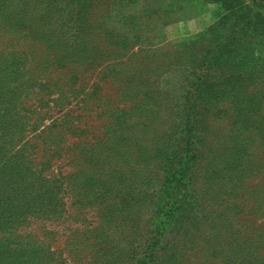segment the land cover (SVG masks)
Here are the masks:
<instances>
[{
    "label": "rangeland",
    "instance_id": "rangeland-1",
    "mask_svg": "<svg viewBox=\"0 0 264 264\" xmlns=\"http://www.w3.org/2000/svg\"><path fill=\"white\" fill-rule=\"evenodd\" d=\"M244 1L250 8L246 15L258 24L259 33L264 35V9H258L257 6L259 3L264 4V0ZM148 2L150 3L149 0H138L137 3L128 4L127 7L122 6L126 14H135L134 16L138 18V23L135 22V24L144 31L142 39L145 43L142 46L141 58L147 57L149 65L155 68L152 82L157 81L154 88L159 91L157 108L160 117L151 124H140L138 127L129 128L126 121H129L130 116L123 115L125 123L122 124V132L127 133L133 130L138 133L134 139L145 148L159 175L164 173L166 159L170 157L172 160L179 153L177 145L180 139L178 141L175 139L184 136L185 133L181 130L187 126L196 130L193 132H197V136L203 139V143L199 144L189 135L186 139V147L193 153L202 148L205 154L204 162L195 167L197 173L192 184L193 195L184 201L182 194L183 200L180 197L178 201L176 200L177 205L182 204L180 208L183 209L178 225L173 229L172 235L176 240L167 252V261H171L172 264L181 262L183 264H233L238 258L236 255L238 244L231 245V243L239 239L240 233L248 234L249 237L245 239L252 238L255 234L259 238L263 235L262 238H264V176H258V174H264V151L260 140L255 142V139H251V142L256 144L251 145L250 149L248 146L243 149L247 152L250 150L249 161L253 163L244 169V173L240 176V180L243 179L240 185L237 183L238 179L225 172L224 166V159L229 153V148L236 138L240 140L237 134L250 128V125L249 127L246 125L248 116H245L239 108L243 104L246 112L251 111L254 108L249 104L251 98L258 92H264V40L260 35L251 32L243 35L238 26L231 31L235 25L234 22L231 27L229 25L226 29L219 28L214 31L213 28L222 19L224 11L220 3L212 0H159L161 7L169 16L167 23L159 22L158 25L148 27L144 22ZM68 14L69 9L64 16L72 22L75 17ZM12 37H15L14 34L0 30V91L8 98L14 93L20 94L18 106L23 110H18L16 120H12L11 117L6 116L5 106L0 102V128H2V134H6L2 140L0 138V144L9 148L8 143L14 126L26 124V132L30 134L31 123L37 117H41L44 123L40 130L46 129L45 134L42 138L32 139V143L38 144V148L30 152V160L34 166L38 165L39 170H43L46 177L61 174L67 178L74 173V167L70 164L72 159L70 151L68 152L69 148L84 141L95 143L103 137L106 128L107 132L111 134L114 132L115 124H112L105 115H100L99 106L103 105L104 101L100 104L99 98L107 96L108 99L118 101L116 99L120 97L117 86L112 85L110 81L101 82L99 87L96 86L94 89L96 93L92 99L85 102L88 106L83 107L81 111L72 103L56 100V95L48 96L45 92L39 93L38 82L43 83L41 80L50 78L49 74H46L47 66H36L30 58V63L25 60L22 51H28L29 48L23 47L22 42L15 45L11 41L8 44V40ZM16 60L20 61L18 67L23 70L19 75V81L14 85L6 66H12ZM199 66L202 67L199 68ZM29 68L31 74H27ZM194 72L196 73L193 74ZM96 76L97 73L88 80L89 87L85 92L92 91V84L98 81ZM197 79L209 80L214 87L216 85V89L221 87L217 89L219 93L216 92L217 95H214L212 92L203 91L200 103L190 118L177 119L170 111L164 109L167 108L165 97L170 101L179 98V92H181L179 88L188 81H191L190 84L194 86L206 84ZM215 96H217L216 99ZM174 103L183 108L182 101L179 103L174 101ZM124 107L128 108L129 105L119 103V109ZM253 110L258 114L261 112L257 108ZM78 113L83 117L78 118ZM64 115H67L65 119L71 122V126L76 128H82L85 124L92 126L85 139L81 140V137L73 136L67 131L65 125L59 123ZM167 115L175 117L172 121L176 120L175 129L179 130L170 139L164 137L169 122ZM139 116L142 114L139 113ZM3 120L5 122L1 124ZM262 121L263 118L260 117L258 122ZM118 122L120 120L116 121ZM255 128L258 132L253 133V136L261 137L259 131L263 129V125L258 123ZM63 133L67 135L63 136ZM27 136V139L32 137ZM52 136L56 138L57 145H54L59 152L55 157L44 153L53 142L48 140ZM140 136H145V139L141 140ZM19 138L20 136L16 140ZM46 140L48 142L44 144ZM120 155L116 157L114 166L122 168L123 172L131 166L133 177L142 176L141 170L145 167L142 162L139 164L136 161V168L131 163L135 161L134 158L128 160L124 158V154ZM42 162L47 163L48 167L44 168L41 165ZM123 179L124 175L119 182L122 186L120 190L124 193V196L120 195L119 204L121 202L123 205L120 204L119 208H106V213L114 211L112 224H107L113 233L110 246L118 248L127 243L129 230L132 225L138 223V213H140L139 204L136 202V196L140 197V195L133 190L134 186L130 185L131 189L127 188ZM108 182L111 181L108 180ZM258 182V187L254 186ZM115 188L119 190L118 186ZM164 196L165 194L160 192L146 196L143 201L144 212L147 214L146 220L152 216L151 211L155 208V203H159L162 198L164 200ZM65 199L67 208L63 216L60 214L62 218L57 215L53 220L32 219L23 227L14 226L8 222L0 224V264L84 263L79 258L83 254L79 255L76 250H78V244L80 248H83L84 244L89 246L92 243V236H84L83 239L82 235L85 231L90 232L93 227H97L92 223L98 221L96 216L101 212H97L95 208H77L72 204L74 200L72 195L65 194ZM171 202V200L167 201L168 204ZM237 208L242 209L241 215L236 214L239 211ZM234 220L242 221L244 230L240 226L236 227ZM103 223H107L106 218ZM180 227L183 228L181 237L178 233ZM86 237L89 240H85ZM168 238H171V234ZM197 251L198 255L195 254ZM91 252L85 253V257L91 256Z\"/></svg>",
    "mask_w": 264,
    "mask_h": 264
},
{
    "label": "trees",
    "instance_id": "trees-1",
    "mask_svg": "<svg viewBox=\"0 0 264 264\" xmlns=\"http://www.w3.org/2000/svg\"><path fill=\"white\" fill-rule=\"evenodd\" d=\"M149 1L144 16L145 24L148 27L158 25L159 22L166 24L169 16L166 15L159 0ZM212 1L220 3L224 11L222 19L213 28L214 31L219 28L226 29L229 25L231 27L234 22L231 31L238 26L243 35L251 32L260 35L264 40V35L259 33L258 24L246 15L250 8L244 0ZM133 2L137 3L138 0H0V30L15 36L7 43L10 44L12 41L16 45L22 42L23 47L29 48L28 51H22L25 60L29 62L30 58L36 66H47L45 70L50 78L41 80L43 83L38 82L39 93L56 95V100L72 103L81 111L83 107L88 106L85 102L92 99L96 93L94 89L96 86L99 87L101 82L110 81L118 89L120 97L116 99L118 101L108 99L107 96L99 98L100 104L104 101V104L99 106L100 115H105L112 124H115L114 132L111 134L106 128L103 137L95 143L84 141L69 148L68 152L70 151L72 159L70 164L74 167V173L67 178L61 174L46 177L43 170H39L38 165L34 166L30 160V152L38 148V144L32 143V139L42 138L45 134L46 129L40 130L44 123L41 117H37L31 123L30 134L26 132V124L14 126L8 143L9 148L0 144V224L8 222L23 227L32 219L53 220L57 215L62 218L67 208L65 194L73 196L72 204L77 208H95L97 212H101L96 216L98 221L92 223L97 227H93L90 232L85 231L82 235L83 239L84 236H92V243L89 246L84 244L83 248L78 244L76 253L83 254L79 256L84 262L81 264H172L171 261H167V252L176 240L172 233L174 227L178 225L183 209L180 208L182 204L177 205V199L179 197L182 199L183 194V199L186 201L193 195L192 184L197 173L195 167L202 164L205 157L202 148L194 153L188 151L186 139L189 135L199 144L203 143V139L197 136V132H193L196 131L194 128L187 126L181 130L185 133L184 136L175 139V141L180 139L177 145L179 153L172 160L170 157L166 159L164 173L158 175L145 148L134 139L138 133L133 130L122 132V124L125 123L123 115L130 116L129 121H126L129 128L138 127L140 124H151L160 117L157 108L159 91L154 88L157 81L152 82L155 68L149 65L147 57L141 58L142 46L145 43L142 39L144 31L135 24L138 23L135 14L130 15L123 11L122 5L127 7ZM257 6L258 9H264L262 3ZM68 9V15L75 17L72 22L64 16ZM244 15L246 16L242 18ZM12 64V66L7 65L6 69L9 71L11 82L15 85L23 69L18 67L19 60ZM96 73L98 81L92 84L91 92H85L89 87L88 80ZM27 74H31L30 68ZM202 81L206 84L194 86L190 84L191 81L183 83L179 88L181 90L179 98L170 101L165 97L167 108L164 109L170 111L177 119L190 118L200 103L203 91L217 95L219 93L217 89L221 88L216 89V85L214 87L209 80ZM19 99L20 94L14 93L8 98L0 91V102L5 106L6 116L11 117L12 120H16L18 110H23L18 106ZM174 101L177 103L182 101L183 108ZM119 103H127L129 107L119 109ZM249 104L254 107L253 109L257 108L261 112L255 113L253 109L246 112L242 104L239 110L248 116L246 125L248 127L250 125V128L242 132L240 130L241 133L237 134L240 140L237 138L234 140L224 159L225 172L238 179L239 185L243 180H240V176L244 173V169L253 163L249 161L250 150L247 152L243 149L247 146L250 149L251 145L256 144L252 143L251 139H255V142L260 140L264 151V92H258L253 96ZM94 107L99 109L96 105ZM139 113L142 116H139ZM78 115V118L83 117L80 113ZM66 117L67 115H64L59 123L65 125L73 136L81 137V140L85 139L92 126L85 124L82 128H76L71 126V122L65 119ZM175 117L168 116V128L164 137L170 139L179 132L175 129L176 120L172 121ZM260 117L263 118L262 122H258ZM117 120L120 122L116 123ZM3 122L5 120L1 124ZM258 123L263 125V129L259 131L261 137L253 136V133L258 132L255 128ZM5 135L0 128L1 140ZM27 135L32 137L27 139ZM66 135L63 133V136ZM18 136L20 138L16 140ZM140 139H145V136H140ZM48 140L53 142L44 153L55 157L59 153L56 138L52 136ZM48 140L43 143L46 144ZM3 142L6 143L4 139ZM120 154H124V158L128 160L134 158L135 161L131 163L136 168V161L139 164L142 162L145 165L141 170L142 176L133 177L131 166H128L125 172L122 168L114 166L113 163L116 157L121 156ZM41 165L44 168L48 167L45 162ZM252 169L251 167V171ZM122 175L126 187L134 186L133 190L140 195V197L136 196L140 213H138V223L132 225L129 230L127 243L118 248L110 246L113 233L111 227L107 225L112 224L114 209L113 212L106 213V208H119L120 204L123 205L121 202L119 204L120 195L124 196L119 183ZM262 175L264 176L258 174V176ZM257 185L259 182L254 186ZM116 186L119 190H116ZM156 192L165 194L164 200L162 198L159 203H155V208L151 211L152 216L146 220L143 201L146 196ZM168 200L172 201L171 204L167 203ZM237 213L241 215L242 209ZM105 218L106 224L103 223ZM234 222L236 227L240 226L244 230L242 221L234 220ZM182 231L183 228L180 227L178 232L180 237L183 236ZM170 234L171 238H168ZM262 236L259 238L255 234L252 238L245 239L249 237L248 234L240 233L239 239L231 243V245L238 244L236 247L238 258L233 264H264ZM85 240H89L88 237ZM89 251H92V255L85 257V253ZM195 254L198 255L199 252Z\"/></svg>",
    "mask_w": 264,
    "mask_h": 264
}]
</instances>
